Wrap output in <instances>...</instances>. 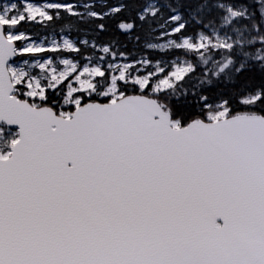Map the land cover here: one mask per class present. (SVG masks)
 Instances as JSON below:
<instances>
[{"label":"snow or ice","instance_id":"snow-or-ice-1","mask_svg":"<svg viewBox=\"0 0 264 264\" xmlns=\"http://www.w3.org/2000/svg\"><path fill=\"white\" fill-rule=\"evenodd\" d=\"M0 264H264V0H0Z\"/></svg>","mask_w":264,"mask_h":264}]
</instances>
